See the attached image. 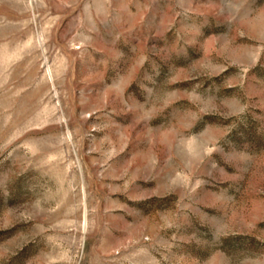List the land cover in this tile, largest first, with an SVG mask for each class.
I'll return each mask as SVG.
<instances>
[{"label":"rangeland","instance_id":"1","mask_svg":"<svg viewBox=\"0 0 264 264\" xmlns=\"http://www.w3.org/2000/svg\"><path fill=\"white\" fill-rule=\"evenodd\" d=\"M0 264H264V0H0Z\"/></svg>","mask_w":264,"mask_h":264}]
</instances>
